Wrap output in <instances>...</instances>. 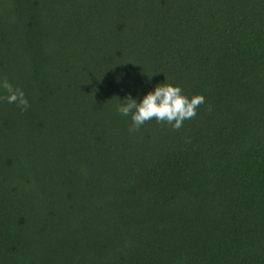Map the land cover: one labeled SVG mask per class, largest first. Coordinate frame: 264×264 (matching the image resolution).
I'll use <instances>...</instances> for the list:
<instances>
[{"label": "trees", "instance_id": "1", "mask_svg": "<svg viewBox=\"0 0 264 264\" xmlns=\"http://www.w3.org/2000/svg\"><path fill=\"white\" fill-rule=\"evenodd\" d=\"M5 77L0 264H264V0H0ZM162 83L205 104L130 133Z\"/></svg>", "mask_w": 264, "mask_h": 264}, {"label": "clouds", "instance_id": "2", "mask_svg": "<svg viewBox=\"0 0 264 264\" xmlns=\"http://www.w3.org/2000/svg\"><path fill=\"white\" fill-rule=\"evenodd\" d=\"M0 89L6 92L0 99L6 100L9 104L15 103L23 111L29 108V101L23 89L14 86L6 77L0 81ZM121 101L116 105V111L123 116H131L130 133H135L142 125L153 120L161 125H170L172 130L179 131L186 120L196 117L200 106L205 104V97L203 94L189 97L184 94L180 85L162 83L156 85L155 90L149 91L139 102L130 94ZM207 110L211 111V105ZM186 142L190 143V140Z\"/></svg>", "mask_w": 264, "mask_h": 264}]
</instances>
